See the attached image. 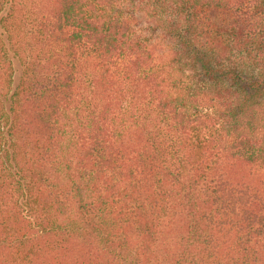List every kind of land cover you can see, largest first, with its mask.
<instances>
[{
    "label": "trees",
    "instance_id": "1",
    "mask_svg": "<svg viewBox=\"0 0 264 264\" xmlns=\"http://www.w3.org/2000/svg\"><path fill=\"white\" fill-rule=\"evenodd\" d=\"M0 264H264V0H0Z\"/></svg>",
    "mask_w": 264,
    "mask_h": 264
},
{
    "label": "rangeland",
    "instance_id": "2",
    "mask_svg": "<svg viewBox=\"0 0 264 264\" xmlns=\"http://www.w3.org/2000/svg\"><path fill=\"white\" fill-rule=\"evenodd\" d=\"M14 66H15V84H17L21 76V65L17 59L14 60Z\"/></svg>",
    "mask_w": 264,
    "mask_h": 264
}]
</instances>
